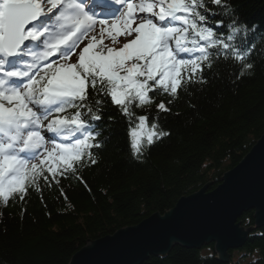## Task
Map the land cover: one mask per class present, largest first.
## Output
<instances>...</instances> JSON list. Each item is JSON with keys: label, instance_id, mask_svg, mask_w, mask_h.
<instances>
[{"label": "trees", "instance_id": "obj_1", "mask_svg": "<svg viewBox=\"0 0 264 264\" xmlns=\"http://www.w3.org/2000/svg\"><path fill=\"white\" fill-rule=\"evenodd\" d=\"M225 5L234 10L231 20L240 27L239 36L254 34L255 49L249 57L214 59L211 69L205 64L193 78L196 82L178 90L176 98L157 91L149 93L151 104L133 102L131 117L111 102L107 90L98 94L89 87L88 104L101 116L95 123L100 125L97 139L102 146L92 149L97 162L74 165L75 173L58 171L55 178L47 169H60L58 162L37 163L42 175L27 186L23 200L19 194L6 203L0 198V264H69L89 243L155 213L164 215L180 198L203 187L213 191L249 153L264 134V0L207 4V24L224 19ZM249 63L251 68L246 67ZM161 101L168 112H158ZM75 111L61 115L70 117ZM141 115L148 117L150 133L156 123L157 131L171 135L146 147L137 159L130 132ZM253 214L244 213L238 222L254 226ZM228 253L229 261L221 262L213 243L200 250L175 246L143 264H264V226L254 228L241 249Z\"/></svg>", "mask_w": 264, "mask_h": 264}, {"label": "snow or ice", "instance_id": "obj_2", "mask_svg": "<svg viewBox=\"0 0 264 264\" xmlns=\"http://www.w3.org/2000/svg\"><path fill=\"white\" fill-rule=\"evenodd\" d=\"M207 4L221 6L222 0H0V198L5 203L13 194L24 199L27 186L42 175L34 161L58 162L63 171L47 169L54 178L58 171L75 173L74 165L97 162L92 149L102 146L95 123L101 116L88 104L89 87L98 94L107 90L111 102L131 117L133 102L151 104L149 93L157 91L176 98L178 90L196 82L205 64L211 69L214 59H247L255 49L254 34L239 36L241 29L231 20L234 10L226 5L222 16L231 22L207 24ZM97 26L113 43L119 35L130 39L119 49L97 51L92 36L77 53ZM73 55L77 62L67 63ZM68 109L76 111L61 115ZM157 110L169 111L163 101ZM137 120L142 129L148 117ZM151 127L146 138L136 128L130 132L137 159L171 135L157 131L156 123Z\"/></svg>", "mask_w": 264, "mask_h": 264}, {"label": "water", "instance_id": "obj_3", "mask_svg": "<svg viewBox=\"0 0 264 264\" xmlns=\"http://www.w3.org/2000/svg\"><path fill=\"white\" fill-rule=\"evenodd\" d=\"M207 187L180 198L160 215L120 229L80 249L69 264H143L165 256L174 246L200 250L214 244L217 259L228 262L229 251L241 249L254 228L264 226V134L240 163L226 172L213 191ZM254 211V227L238 222Z\"/></svg>", "mask_w": 264, "mask_h": 264}, {"label": "rangeland", "instance_id": "obj_4", "mask_svg": "<svg viewBox=\"0 0 264 264\" xmlns=\"http://www.w3.org/2000/svg\"><path fill=\"white\" fill-rule=\"evenodd\" d=\"M141 15H144V14H141ZM140 21L139 20H136L135 22H134V24H132V27H136V25L139 23ZM99 32H100V28H99V26L96 28V30L91 34V36L90 37H92V36H96L97 37V40H100L101 42H102V44L104 45V46H106L107 48H115V49H119L120 47H122L123 46V43H125V42H127V40L128 39H130V37H126L125 35H119V36H116V40H115V43H113L112 42V39H111V37H109L108 36V34L107 33H105V35H104V37H101L100 35H99ZM114 35H115V33H113ZM86 44H87V41L86 42H84V43H82V44H80L79 45V47L77 48V52H79L84 46H86ZM75 61V55H73V56H71L68 60H67V63H72V62H74ZM137 130V132H138V134H139V136H144V135H148V134H150V131H149V129L146 127V126H144L142 129L141 128H137L136 129ZM139 136H138V138H139ZM132 140H133V138H132ZM47 147H48V149H49V147H50V145L49 144H47L46 145ZM221 184V183H220ZM249 212V211H248ZM244 213H247V212H244ZM243 216V215H242ZM252 233V232H251ZM175 247V246H174ZM204 247V246H203ZM198 250V249H197ZM171 251V250H170ZM169 251V252H170ZM168 252V253H169ZM203 253H208V251H205V250H203ZM157 257H163V256H157Z\"/></svg>", "mask_w": 264, "mask_h": 264}, {"label": "bare ground", "instance_id": "obj_5", "mask_svg": "<svg viewBox=\"0 0 264 264\" xmlns=\"http://www.w3.org/2000/svg\"><path fill=\"white\" fill-rule=\"evenodd\" d=\"M239 220V219H238ZM252 227H254V226H252ZM245 228H248V227H245ZM216 254V253H215ZM217 255V254H216Z\"/></svg>", "mask_w": 264, "mask_h": 264}]
</instances>
